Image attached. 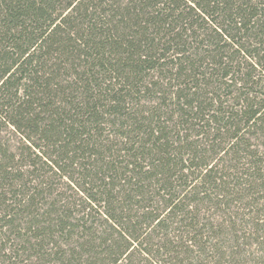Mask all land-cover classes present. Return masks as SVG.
<instances>
[{"label": "trees", "instance_id": "1", "mask_svg": "<svg viewBox=\"0 0 264 264\" xmlns=\"http://www.w3.org/2000/svg\"><path fill=\"white\" fill-rule=\"evenodd\" d=\"M160 2L0 0V264H260L264 0Z\"/></svg>", "mask_w": 264, "mask_h": 264}, {"label": "snow or ice", "instance_id": "2", "mask_svg": "<svg viewBox=\"0 0 264 264\" xmlns=\"http://www.w3.org/2000/svg\"><path fill=\"white\" fill-rule=\"evenodd\" d=\"M95 2V0H94ZM114 2V0H106L107 5H111ZM116 3H120L124 6H127L130 3H136V0H115ZM81 3V0H76V5H79ZM153 5L157 3V0H152ZM237 4H243L244 0H236ZM74 5V6H76ZM160 7H163V0L159 3ZM170 83H174V81H170ZM195 91V90H193ZM175 105L170 102L169 109L174 108ZM147 109V111H145ZM127 112L129 115L132 114H141L144 116L145 120H148L150 118L149 114L152 112H156L158 121L152 125L148 130V135L151 136L153 140L159 139V137L162 135V132L164 131L163 125L159 122L161 120H164L165 123L170 122L171 125H175L178 123L177 120L173 119L170 112H165L163 114L159 111V103L158 99L156 98H150L148 102L140 101L136 102L135 100L133 102L129 103ZM165 117L167 118L165 120ZM127 123V121H125ZM161 129V131H155V129ZM128 135L127 133L125 134ZM129 139H132V137H129ZM127 140H123L122 143H127ZM262 144H264V140L261 141ZM141 144H143V140L141 141ZM143 154V153H141ZM261 158L264 159V152L261 153ZM136 155L134 154L129 159L125 160L124 163L126 165H133L136 162ZM262 181H264V176L261 177ZM3 184V178H0V185ZM244 191H248V188L246 185L241 186ZM264 187V185H262ZM242 199V195H238L236 197V200L233 201L234 203H238ZM250 199V198H249ZM249 205H245V207H248ZM261 212H264V206H261L259 209ZM233 221V224H235V216H232L231 213L228 214ZM240 215L241 220L244 222L245 225H248V228L240 227L238 230L236 227H233L231 231V239H229L228 245L231 248L233 244L238 242L239 249L243 250L245 246H251L248 248V256L250 258H255L256 255H259L260 257V264H264V220H261L259 222V227L261 229V233L257 234L255 231L250 230V226L253 223V220H251L248 216L244 215V209H240ZM199 227V226H197ZM25 231V236H31L36 235L37 240L32 241V243L36 247V251L33 253V264H46V262L41 257L40 252V243H39V234L38 233H29L27 229ZM177 245L178 247H182L185 251V253H192L197 254V249H199L200 253H203L204 255H208L212 249H209L207 247V244L209 242V237L205 235L202 239L199 238L195 232L189 234L188 236H185L182 240L180 237H177ZM213 245L216 247H219V245H216L215 241H212ZM21 244H23V241H21ZM258 245V247H257Z\"/></svg>", "mask_w": 264, "mask_h": 264}]
</instances>
